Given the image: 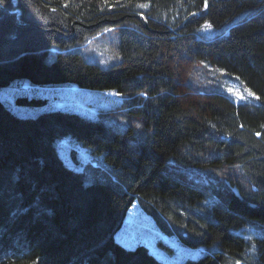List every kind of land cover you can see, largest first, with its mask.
Segmentation results:
<instances>
[{"label":"trees","instance_id":"obj_1","mask_svg":"<svg viewBox=\"0 0 264 264\" xmlns=\"http://www.w3.org/2000/svg\"><path fill=\"white\" fill-rule=\"evenodd\" d=\"M208 1L0 0V88L69 84L127 104L119 127L72 110L19 114L0 97V264H166L115 239L136 198L164 234L204 250L176 264H264V0ZM206 23L221 33L200 37ZM103 45L108 63L89 52ZM202 61L258 103L206 87ZM66 138L99 165L72 150L81 169L66 163Z\"/></svg>","mask_w":264,"mask_h":264},{"label":"rangeland","instance_id":"obj_2","mask_svg":"<svg viewBox=\"0 0 264 264\" xmlns=\"http://www.w3.org/2000/svg\"><path fill=\"white\" fill-rule=\"evenodd\" d=\"M220 33V30L209 23L204 24L198 30V35L206 39H212ZM111 51L105 45L89 50L93 57L98 58L103 63H108L110 58H112ZM196 73L199 80L204 81L206 87L213 85V87L221 89L222 92H226L237 103L246 101L258 103L257 95L246 87L240 79L215 68L206 61L200 63ZM18 95L45 98L47 103L36 106L20 105L15 101ZM0 97L19 114L34 115L48 109L72 110L91 118L104 115L108 118L109 123L119 127H122L124 121H119L118 114L127 105L126 98L113 90H90L69 84L35 86L25 80L13 81L11 84L1 87ZM57 147L65 162L77 169H81V164L76 162L72 151L76 153V156L78 159L80 158L79 160L84 166L90 164L99 165L96 156L91 154L86 147L70 138L57 142ZM193 175L195 177L202 176L203 170L197 168L196 171L190 173V177L193 178ZM196 180L202 183L199 177ZM211 181L212 179L206 180L205 184L210 185ZM199 185L209 192V189L204 185ZM115 239L128 248H134L138 244H145L166 264L181 263L188 258H198L204 254L202 248L189 247L183 244L176 235L167 236L164 234L152 217L143 210L139 198H136L129 208L122 226L115 234ZM160 241L164 242L166 248L159 243Z\"/></svg>","mask_w":264,"mask_h":264},{"label":"water","instance_id":"obj_3","mask_svg":"<svg viewBox=\"0 0 264 264\" xmlns=\"http://www.w3.org/2000/svg\"><path fill=\"white\" fill-rule=\"evenodd\" d=\"M2 5L0 4V7H1ZM208 7H209V1L208 0H206V7L204 8V10H206V9H208ZM203 11V10H202ZM199 12H194L193 14H191L188 18H190L192 15H195V14H198ZM137 17H139V18H141V19H143L144 21H146V24H148V19H147V17L145 16V15H143V14H137ZM188 18L185 20V22L182 24V25H180L177 29H180V28H182L185 24H186V21L188 20ZM238 190L236 189V192H237Z\"/></svg>","mask_w":264,"mask_h":264},{"label":"bare ground","instance_id":"obj_4","mask_svg":"<svg viewBox=\"0 0 264 264\" xmlns=\"http://www.w3.org/2000/svg\"><path fill=\"white\" fill-rule=\"evenodd\" d=\"M136 16H137V14H136ZM188 17H189V16H188ZM188 17H187V18H188ZM187 18H186V19H187ZM188 19H189V18H188ZM145 22H146V21H145ZM177 28H178V27H177ZM177 28H176V30H179V29H177ZM203 174H204V173H203ZM202 177H203V176H202ZM235 191H236V190H235ZM237 192H238V191H237Z\"/></svg>","mask_w":264,"mask_h":264}]
</instances>
